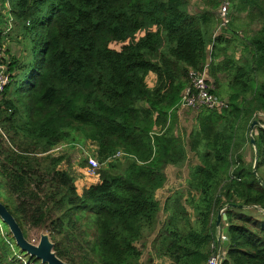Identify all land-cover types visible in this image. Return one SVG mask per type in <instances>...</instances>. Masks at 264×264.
<instances>
[{
    "label": "trees",
    "instance_id": "16d2710c",
    "mask_svg": "<svg viewBox=\"0 0 264 264\" xmlns=\"http://www.w3.org/2000/svg\"><path fill=\"white\" fill-rule=\"evenodd\" d=\"M228 2L223 27L206 9L192 14L190 0H0V37L7 43L17 26L29 51L8 57L0 202L28 241L30 230L46 231L68 264H142L148 245L147 264H207L218 253L219 211L233 205L220 227V264H264V188L249 138L264 114V0ZM206 68L211 93L228 107L190 109L185 134L182 94L190 71ZM255 130L264 181V130ZM78 136L106 166L82 194L62 168L67 157L50 153ZM190 153L199 163L162 205L167 168L183 169ZM0 264H42L1 218Z\"/></svg>",
    "mask_w": 264,
    "mask_h": 264
},
{
    "label": "rangeland",
    "instance_id": "374dc122",
    "mask_svg": "<svg viewBox=\"0 0 264 264\" xmlns=\"http://www.w3.org/2000/svg\"><path fill=\"white\" fill-rule=\"evenodd\" d=\"M207 0H190V11L192 14H197L199 12L204 11L205 9L209 11L212 16L218 20V11L220 9V5L216 9H212L207 6L206 3ZM224 0H219L220 4ZM230 14H231V8H230ZM241 20L243 22H246L247 20L245 19V14L241 15ZM220 27L218 26V30L220 31ZM17 29V26H16ZM13 30L11 32V35L8 37L7 44H6V55L7 57H12L15 56L17 58L22 57L27 59L29 55V51L25 50L22 45H19L17 41H21L19 39L18 35L20 34L18 30ZM219 33V32H218ZM220 34V33H219ZM9 55V56H8ZM151 83V81H149ZM181 115H182V130H184V133L186 134L187 132H190L193 127V122H194V117H195V112L190 109H185L181 110ZM256 131V130H255ZM96 145L93 144L90 141H87L83 137H75L74 141L70 140L69 142H64L55 148H53L52 152H50L52 155L58 156V155H65L67 157L65 163L62 165V168L64 170H68L69 172L73 173L74 175H77V170H81L80 168L84 169V166L87 164L85 162V159H87L88 156H94L96 157ZM252 156L253 153L248 149L247 151V161L252 163ZM198 159L192 154H189V160L188 164L186 167L183 169H178L173 166H169L166 170V174L168 177V181L163 189L160 190V192L157 195L158 200L161 202L163 205L165 200L172 195L174 192L178 191L179 189L183 188L186 184V180L188 178V165L190 164H197ZM103 167H106L103 165ZM102 167V168H103ZM84 177L81 175L78 177L77 182H83ZM95 183V182H94ZM93 183V184H94ZM92 185V184H91ZM89 186V185H87ZM85 188V187H84ZM83 188V189H84ZM225 212V211H224ZM225 214V213H224ZM162 219L165 218V215L161 216ZM49 235L46 231L40 230V229H35V230H30L29 231V238L32 244L34 245H39L41 236L42 235ZM151 239L149 240L150 243ZM148 243V244H149ZM140 246V245H139ZM142 249V248H141ZM143 251V257H142V264H147V260L149 258V253H150V246L148 245L147 249H142ZM155 264H168L166 262L156 260Z\"/></svg>",
    "mask_w": 264,
    "mask_h": 264
},
{
    "label": "built area",
    "instance_id": "2783aa9c",
    "mask_svg": "<svg viewBox=\"0 0 264 264\" xmlns=\"http://www.w3.org/2000/svg\"><path fill=\"white\" fill-rule=\"evenodd\" d=\"M229 10L230 3L228 0H224L218 11V17L222 23V26H226L229 23ZM12 26L10 25L4 32L3 36L7 37L11 31ZM6 42L5 38L0 37V99L3 97L7 87L13 80L14 73L9 70V59L6 55ZM190 85L184 90L180 103V109H199L200 107H207L209 109H225L228 107L227 101L221 100L211 93V85L209 83L207 68L203 72L190 71ZM254 121H258L261 129L264 130V114L259 113L255 115ZM52 152V151H51ZM124 156L123 153L119 152L114 158ZM87 164L77 173L82 175L84 178L99 179V172L103 165L100 164L97 157L88 156L85 159ZM224 238V237H223ZM222 259V258H221ZM217 254L213 255L207 264H217ZM221 263V261H220Z\"/></svg>",
    "mask_w": 264,
    "mask_h": 264
},
{
    "label": "water",
    "instance_id": "95a60500",
    "mask_svg": "<svg viewBox=\"0 0 264 264\" xmlns=\"http://www.w3.org/2000/svg\"><path fill=\"white\" fill-rule=\"evenodd\" d=\"M256 127H260L258 121H253L249 128V138L250 143L255 150V162H254V174L257 177L260 185L264 188V181L259 177L257 171H256V164H257V144L254 138V130ZM233 205H228L227 207H231ZM226 207V208H227ZM219 211L218 217H217V225L220 229L219 237L217 239L218 244V253H217V264H220L221 258H222V240H226V237H222L221 233V223L222 220L227 219V215L224 214L225 209ZM245 208V207H242ZM261 213H264V210H260ZM0 218L1 220L8 226L11 234L13 235V238L15 239L16 245L20 248L21 251L25 252L26 254L30 255L31 257L36 258L37 260H40L42 264H68L61 259H59L56 255V253L53 251L54 244L52 243L49 235H42L39 245H34L31 242H29L26 237L24 236L23 230L17 223L14 216L9 212V210L0 202Z\"/></svg>",
    "mask_w": 264,
    "mask_h": 264
},
{
    "label": "crops",
    "instance_id": "0c3cea01",
    "mask_svg": "<svg viewBox=\"0 0 264 264\" xmlns=\"http://www.w3.org/2000/svg\"><path fill=\"white\" fill-rule=\"evenodd\" d=\"M208 78H209V80H211V78L208 76ZM156 76L154 75V74H150L149 76H148V78H147V82H148V85H149V87H154L155 86V84H156ZM149 81H151V83L149 82ZM179 115H180V122H181V124H182V115H181V111H180V113H179ZM254 132H255V130H254ZM189 133V132H188ZM80 169H82V168H80ZM77 180H78V177L80 176V174L78 173L77 175ZM82 176V175H81ZM98 181V179H89V178H84V180H83V182H77L76 181V186H77V188H78V192L80 193V194H82L83 193V190L86 188V187H88L87 185H91V184H93L94 182L96 183ZM85 187V188H84ZM84 188V189H83ZM160 192V190L157 192V195H158V193ZM220 232V231H219ZM223 237V236H222Z\"/></svg>",
    "mask_w": 264,
    "mask_h": 264
}]
</instances>
